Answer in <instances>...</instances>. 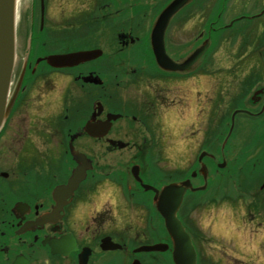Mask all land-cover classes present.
I'll use <instances>...</instances> for the list:
<instances>
[{"label": "flooded vegetation", "instance_id": "flooded-vegetation-1", "mask_svg": "<svg viewBox=\"0 0 264 264\" xmlns=\"http://www.w3.org/2000/svg\"><path fill=\"white\" fill-rule=\"evenodd\" d=\"M27 1L29 11L24 12ZM65 1H18L17 56L8 103L18 92L0 131V264H117L120 260L132 264L136 259L148 264L145 256L152 258L153 264H163L159 256L170 258V252L134 251L162 241L147 240L150 232L167 231L154 204L155 192L144 186L161 190L167 183L185 180L191 181L192 188L187 190L178 214L188 201L190 211L183 217L196 241L206 239L208 245H215L212 228H222L227 221L229 228L249 234L247 243L251 240L252 246L264 250V0H256V14L242 12L228 23L221 12L214 20L207 17L209 27L199 34L191 25L196 22L192 19L195 2L189 0L168 22L166 53L181 64L206 42L208 49L183 72L159 66L149 34L147 43L140 36L147 11L163 6L153 24L172 0H76L74 4L67 0L77 6L73 12ZM222 2L224 11L227 0ZM202 6L207 14L214 8ZM172 28L176 45L185 42L175 53L168 44ZM218 30L224 31L221 41L232 38L234 31L244 42L240 49L255 57V65L249 77L243 74L240 81L235 78V74L239 77L236 68H224V80L204 89L196 79L198 64ZM108 35L111 42L102 44L100 38ZM97 48L103 49V56L75 67L54 68L46 60L54 54ZM184 50L192 51L183 57L180 53ZM149 59L154 62L152 70ZM96 77L102 82L95 83ZM178 82L187 85L176 86ZM181 93L187 103L180 102L176 94ZM169 95H174L170 101ZM55 99L61 103L59 120L52 116ZM165 106L175 108L181 116L171 132L176 138L174 178L167 183L161 161L165 147L156 134L159 126L153 123L159 108ZM110 114L119 117L108 120ZM184 120L189 121L188 133L182 136ZM88 122L97 136L86 131ZM77 153L90 161L86 178L73 191L55 195L56 188L67 185L79 167ZM112 155H125L126 162L102 164V159ZM121 164L127 169L123 171ZM7 165L10 167L5 168ZM256 184L259 187L255 189L245 187ZM200 187L205 189L192 190ZM230 188L235 194H229ZM112 192L117 196L114 204ZM102 193L108 195L114 209L121 197L125 201L128 211L124 216L131 215L125 226L110 225L114 209L105 207ZM198 194L206 199L198 201ZM205 211L213 233L208 238L202 236L205 226L201 216H196V212L201 215ZM219 222L222 226H216ZM242 261L225 257L214 264Z\"/></svg>", "mask_w": 264, "mask_h": 264}, {"label": "rangeland", "instance_id": "rangeland-1", "mask_svg": "<svg viewBox=\"0 0 264 264\" xmlns=\"http://www.w3.org/2000/svg\"><path fill=\"white\" fill-rule=\"evenodd\" d=\"M70 3L74 4L75 2H77L76 0H68ZM170 1V0H166ZM194 13L192 16V19L196 18V22H191V25L193 26V29L195 31V33L199 34V32L201 31H205V29H208V23L209 20L207 19L210 18L211 20L218 17L219 13L221 12V17L224 18V23H228L232 18H236L238 17L242 12H248L250 11V13L256 14V0H227V3L225 4L224 7V11L223 8H221V3L222 0H194ZM65 3L67 4L68 10L71 12H73L77 6L75 5H70L67 0L65 1ZM225 3V2H224ZM224 3L222 5H224ZM202 4H210V7H214L212 9V11H209V13L207 14L208 10H201ZM24 6V3H23ZM27 6V9H24V12H26V10L29 11V7H30V2L27 1L25 2V7ZM163 6H161L160 8L157 9H149L148 12V20L145 23V25L143 26V32L141 33V38L143 41H145L147 43V37L149 34V29L151 27L152 21L155 18L157 12L162 8ZM218 11H217V10ZM253 9V12H251ZM216 10L215 13H213V11ZM211 12V13H210ZM195 25V26H194ZM27 27V21L26 23L23 22L22 24V35H23V40L20 41L21 44V48L24 47L25 44V30ZM106 28V27H105ZM234 30V29H233ZM224 31H218L215 34H213L212 37V43H211V47L208 51V53L206 54V57L202 60L201 63L198 64V66L200 67V69L197 71V76L196 79L198 81H201V83L198 85L201 88L204 89H210V87H213L214 84L216 83H221L224 80V68H228V67H232V68H236L237 70V74L239 75V77H236L235 74V78L240 81L242 78V75H245V78L249 77L248 76V72L252 71V66L255 65V57L251 54H245V48L242 50L240 49L241 43L244 44V42H242L241 38H237V35L234 31H232L231 34L232 38H229V40L226 41H221V36H223ZM231 32V30H229V33ZM216 35V36H215ZM170 37L168 40V44H169V49L175 53L176 48H183L184 45V41L180 42V45L178 47V45H176V42L174 41V30L172 28L170 35L168 36ZM110 39V35H108L107 37H101L100 41L102 44H106V43H110L111 41ZM251 42H249L250 44ZM141 44V43H139ZM143 44V43H142ZM252 46L248 47V49H250ZM129 51H132V49H130ZM192 51V50H191ZM191 51L189 52V50H184L183 53H180L181 56L185 57L186 54L191 53ZM244 53V54H243ZM147 54L151 55L149 48L147 47ZM148 60V59H147ZM153 60L151 61L149 59L148 65H150V68L152 70V68H154L153 66ZM243 66L244 68V72L241 71V67ZM157 71V69H154L153 71ZM201 72H207L209 73V75H203L202 77L199 78V73ZM147 76V78L150 81H153V83H159L160 84V80L155 79V77H150L149 73H144ZM158 74V73H156ZM124 77L119 78L118 80L122 79ZM146 82V81H144ZM163 85V83H161ZM167 84V82L165 83ZM176 86L179 87H184L187 85V83L185 82H178L175 84ZM179 99L180 102H184L187 103L188 101L184 100L185 96L181 93V94H176ZM169 100L172 99L174 97V95H169ZM54 103V107L52 110V116H53V120L54 118L57 117V119L59 120L60 118V109H61V103L59 104V101L57 99L53 100ZM167 106H165L164 108H159L158 110V114L157 117L155 116L153 119V123L154 125H158L159 126V130L158 132H156V134L159 136V140H161L164 144V152H163V159L162 161V165H163V169H164V183L167 181H171L173 180V174H174V170H173V154L172 152L174 151V147L176 145V138H174L172 136V131H175L177 128V122L179 120V118H181L179 113H175V108H166ZM174 107V106H173ZM197 106L194 107L192 109V114L195 111V109L197 110ZM201 120V118L198 119V122ZM187 122L189 124V121L184 120L181 122V128L183 130L182 132V136H185L188 133V129H187ZM168 150V151H167ZM170 151V152H169ZM125 155H112V156H108L106 159H102V164L103 163H107V164H114V162H126V160L124 159ZM12 162H15V160H12ZM157 165L155 164V167ZM10 167L9 165L5 166V168ZM121 169L124 171L125 169H127L126 164H121L120 165ZM153 167V166H152ZM166 167V168H165ZM172 174V175H171ZM168 184V183H167ZM257 186L254 185H247L245 186L246 188H252L255 189ZM259 187V185L257 186V188ZM215 186H211L209 188V191H211L212 189H214ZM123 193V192H121ZM111 194V192L109 193ZM229 194H235V191L233 192L232 189L230 188L229 190ZM113 195V199L111 200V203H116V195L112 192ZM115 198V199H114ZM195 199H197L198 201L201 199H206V196L204 194H198ZM102 203L105 205V207H110L111 209H114V206H111L109 203V197L107 194L102 193ZM105 201L106 204H105ZM125 201L122 199H120L119 204L117 202V208L114 209L111 213V215L113 216V220L110 223L111 226H115V225H120V226H125V221L126 219L129 220L131 215L127 214V217L124 216L125 212L128 211V207L127 205L124 203ZM187 203H185V207L182 209V213L184 214V216H187V214L190 211V206L187 205L188 201H186ZM126 206V208H125ZM187 206H189L187 208ZM150 211V210H149ZM148 211V213H149ZM200 211V210H199ZM206 211L204 213H201V215L196 212V216L198 218V216H201V225L205 226L204 228V232L202 233V236H204L205 238H208L210 235L212 236V231L214 232L215 237L213 239H216L215 241V245L213 243V245H208L207 241L208 240H201L199 238H197V241L195 239V235H192L194 237L195 240V246L197 248L198 254H199V264H205L207 261L206 259H208V264H214L216 262H218L219 260H221V258H225V257H231L234 259H242L244 261L242 262H238L237 264H254L256 261V264H264V250H262L261 248H256V245L252 246V241L250 242H246V240L248 239L247 236L249 237L248 233H244V232H239V230L241 231V229L239 230H235L234 228H229L228 224L229 222L225 221L223 223V227L225 228H212V231H210L209 229H211L210 227H208V225L211 222V218L205 214ZM151 215V212H150ZM155 215V214H154ZM153 216V215H151ZM194 217V216H193ZM189 218V215L188 217ZM196 218V217H194ZM196 218V219H197ZM198 221V220H197ZM199 222V221H198ZM217 225H221L222 226V222H219L216 224ZM107 229V228H106ZM214 229V230H213ZM109 230V229H108ZM127 231V230H126ZM154 232H150V234H147V240L150 241H154V238H156L157 240H164L166 238L165 234L162 232L158 233V234H154ZM199 234V233H197ZM196 234V236H197ZM222 236H224V239H221ZM231 243H229V241ZM247 243V244H246ZM234 244H236V246H233ZM228 246L231 247L232 251L229 250L226 247L223 246ZM160 259L159 261H161L163 264H169L170 258L169 256H159ZM256 257V258H255ZM144 260H147L148 264H153L154 261H152V258L150 257H143ZM211 259H214L213 261H211ZM259 259H262L261 262H259ZM119 260V259H118ZM117 260V261H118ZM163 260V261H162ZM166 260V261H164ZM125 261H118L116 262L117 264H125ZM127 264V263H126ZM235 264V263H234Z\"/></svg>", "mask_w": 264, "mask_h": 264}, {"label": "water", "instance_id": "water-1", "mask_svg": "<svg viewBox=\"0 0 264 264\" xmlns=\"http://www.w3.org/2000/svg\"><path fill=\"white\" fill-rule=\"evenodd\" d=\"M189 0H173L161 13L152 30L151 41L158 64L165 70L186 71L194 65L204 53L208 42L193 52L182 64L173 62L166 54L164 44V34L170 18L179 11ZM16 15L17 0H0V130L7 120L16 93L11 97L8 103V95L16 59ZM102 50L75 52L67 55L49 56V64L55 67L75 66L88 60H92L102 55ZM118 116H113L116 119ZM90 134H94L87 129ZM94 136V135H93ZM87 158L81 154L78 155V161L87 163ZM77 172V171H76ZM75 172V173H76ZM83 177L78 174L70 181L69 186H75L77 180ZM191 187L189 180L177 184L171 183L159 191L151 186H145L146 189H153L156 193L154 198L156 208L163 216L167 232L173 245V261L175 264H197L196 250L192 244L190 235L183 227L177 217V212L182 204L183 197L187 189ZM202 187L200 189H204ZM72 190L68 187H62L56 190L55 195L64 194ZM196 191V189H194ZM169 249L168 244H156L153 246H143L135 252L166 251ZM133 264H140L135 260Z\"/></svg>", "mask_w": 264, "mask_h": 264}, {"label": "bare ground", "instance_id": "bare-ground-1", "mask_svg": "<svg viewBox=\"0 0 264 264\" xmlns=\"http://www.w3.org/2000/svg\"><path fill=\"white\" fill-rule=\"evenodd\" d=\"M18 1H19V3H20V0H18ZM17 7H18V6H17ZM80 172H81V171H77V172L75 173V175H74L73 179H74L75 177H77V176H78V174H80ZM73 179H72V180H73Z\"/></svg>", "mask_w": 264, "mask_h": 264}, {"label": "trees", "instance_id": "trees-1", "mask_svg": "<svg viewBox=\"0 0 264 264\" xmlns=\"http://www.w3.org/2000/svg\"><path fill=\"white\" fill-rule=\"evenodd\" d=\"M216 36V35H215Z\"/></svg>", "mask_w": 264, "mask_h": 264}]
</instances>
